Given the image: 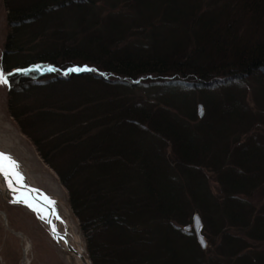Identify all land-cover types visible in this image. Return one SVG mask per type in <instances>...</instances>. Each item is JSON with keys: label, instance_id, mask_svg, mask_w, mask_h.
I'll use <instances>...</instances> for the list:
<instances>
[{"label": "trees", "instance_id": "obj_1", "mask_svg": "<svg viewBox=\"0 0 264 264\" xmlns=\"http://www.w3.org/2000/svg\"><path fill=\"white\" fill-rule=\"evenodd\" d=\"M94 2L4 0L7 56L38 19L64 27L59 13L85 10L79 33L57 31L49 54L8 72V110L67 189L91 263L264 264V204L250 202L264 200V0H131L126 14L103 19ZM168 3L173 12L163 13ZM70 68L91 71L65 75ZM45 84L77 86L71 98L83 105H20L16 85ZM178 90L182 100L205 94L204 119L177 103ZM42 127L47 136L32 132ZM196 210L219 259L207 262L181 228Z\"/></svg>", "mask_w": 264, "mask_h": 264}, {"label": "rangeland", "instance_id": "obj_2", "mask_svg": "<svg viewBox=\"0 0 264 264\" xmlns=\"http://www.w3.org/2000/svg\"><path fill=\"white\" fill-rule=\"evenodd\" d=\"M116 1H119L122 4L118 3V6H112V4H115ZM125 1H129L130 3H126ZM145 1L146 0H138L139 3H144ZM94 3L97 14H100L101 19H103L106 18L109 13L121 15L125 12L126 14V7L128 8V6L131 5V0H95ZM132 3L135 4L137 1H133ZM170 4L171 3H168L166 7H163V13L169 14L173 12V5ZM130 11H132V9ZM78 12L79 14H77ZM83 13H85L84 8H80L79 10L74 9L71 12L64 11L59 13L58 19L60 20V24H65L64 27L55 21L49 22L47 19H38V21L31 24V26L27 29L20 32V36H18L20 50L18 48V52L8 54L7 56L5 49L6 42L11 34V27L8 23V10L5 6L4 0H0V69H2L6 74L11 72V70L14 73L17 72L15 69L18 67L20 68L27 64L34 63L35 59L38 58L40 54H49L47 40H49L54 33H59L57 31H65L66 33L74 34L75 32L79 33L81 31L80 22L83 20ZM88 18L89 21L85 28L90 30V23L92 19H90V17ZM53 19L56 18L53 17L51 20ZM103 32V30L98 31L99 34H102ZM60 61L63 62V60ZM81 63L85 62L74 61L68 64L79 65ZM5 65H7L9 69H6V67L4 68ZM47 85H39L37 87L31 85L21 89L18 85H16L15 87H17L20 91V93H18L19 97L17 98L18 102L21 103V106H28L29 108L31 106L34 107L32 109H39L40 107L45 108L46 106L51 105L54 97H57L61 101L62 105H71L70 107H76L77 103L74 104L76 99L73 100L71 98L73 97L71 94L78 90L77 86H74L73 84L64 86L61 84H51L52 86L50 84ZM9 90V84L0 85V140L6 144V146L3 145L5 148L0 147L2 150L10 151L11 155L14 156L17 161L29 171V173L35 178V183L39 191L49 198L54 199L56 197L67 205L73 214L79 233L84 240L87 252L86 239L81 230L79 220L76 218L69 205L67 189L61 184L54 169L44 162L33 141L23 132L15 118L9 113ZM159 90L162 91L161 89ZM154 91L157 92V89H153L147 93L139 92L137 97H143L145 99L146 97H150V95L152 97ZM186 96V92L178 90L177 103H181L182 106L187 104L192 108L195 105L196 112L198 114L199 106L201 105L203 107V111L202 116L200 117L199 115L198 121L204 119L206 116V108L202 104L201 100L206 98L205 94L195 91L194 93H189L187 100H182ZM249 99H251L250 102L252 104L255 103L253 102L254 99L252 98L251 92L249 93ZM82 103L83 102L81 101L80 104H77L78 107H81L83 105ZM261 130L264 134V127L261 128ZM48 131L49 129L47 130V127H42L40 130L32 129V132H36L38 137L47 136ZM245 138L246 136H241L240 139L244 140ZM7 146L9 148H6ZM170 152L171 150L166 147L165 153L168 157H171ZM204 173L206 174L205 176L207 178L208 189L210 188L211 195L214 197L218 196L220 193V187L217 183L216 176L211 172V170H206ZM250 202L256 208L264 204V200L261 198L260 193L255 194ZM2 213H4L5 217H3ZM195 214H198L202 220L200 211L196 210L195 213L188 219V223L182 225L181 227L183 231L194 235L195 233L193 229L191 231H187L185 228L187 226L193 227V216ZM39 216L40 214H36L21 204L5 200L0 194V264H23L24 250L28 247V245L30 248L27 258L29 259L30 264H67L65 255L51 240L48 230ZM206 225H208V223ZM19 233L22 234L23 237H20ZM203 235L207 242V247L205 250H201L204 253L206 261L210 262L211 260L219 259L218 257L216 258V246L213 245L214 242H216L214 232L211 231L210 228L208 231L203 229ZM215 262L218 264H226L224 261Z\"/></svg>", "mask_w": 264, "mask_h": 264}, {"label": "bare ground", "instance_id": "obj_3", "mask_svg": "<svg viewBox=\"0 0 264 264\" xmlns=\"http://www.w3.org/2000/svg\"><path fill=\"white\" fill-rule=\"evenodd\" d=\"M3 145L6 146V144L0 140V146L5 148ZM1 147L0 152H3L6 156H10L13 160H15L19 165L18 171L22 174V179H20V177H15L14 172L16 170L14 169L13 174L9 175V180L12 181L14 190H10L4 178L0 177L1 196H3V198L9 202L17 200V202L14 203L24 206L30 205L31 207H27L32 211H37L36 213L40 214L39 217L48 231L49 229H56L54 232L55 237L53 236L51 240L65 255L67 264H89L85 243L81 234L79 233L71 210L62 200L56 197L54 199L50 198V201L47 200L45 195L38 190L35 183V178L29 173V171L23 165H21L14 156L11 155L10 151L2 150ZM6 148L9 147L7 146ZM5 163L7 166L8 162L6 161ZM18 180L19 182H17ZM27 189H31L33 192L37 191L39 194H34L31 197L26 193L20 192L21 190ZM20 200L23 202H20ZM36 201H40V203L51 206L54 215H49L48 210H46L44 207H40ZM51 201H54L55 203H51ZM2 214L3 217H5L4 213ZM20 237H23L22 234H20ZM29 248L30 246L28 245V247H26L24 250L23 264H30L29 259L27 258Z\"/></svg>", "mask_w": 264, "mask_h": 264}, {"label": "snow or ice", "instance_id": "obj_4", "mask_svg": "<svg viewBox=\"0 0 264 264\" xmlns=\"http://www.w3.org/2000/svg\"><path fill=\"white\" fill-rule=\"evenodd\" d=\"M37 71H39V69H36ZM49 72H53L56 71V69L49 67L47 69ZM23 72L24 74H27L28 70H18ZM81 71H91V69H87V68H70L67 70V72H65V75L68 74V72H81ZM9 84L8 81V74H6L2 69H0V85H7ZM7 166H6V163ZM16 170L14 172L15 177H20V179H22V174L18 171L19 169V165L17 164V162L15 160H13L10 156H6L3 152H0V177H3L5 182L8 184V187L10 190H14L13 189V185H12V181L9 180V175L13 174V170ZM19 182V180L17 181ZM13 202H17V200H14ZM20 202H23L22 200H20ZM51 203H55L54 201H51ZM29 207H31L30 205H27ZM56 229L53 228V232H55Z\"/></svg>", "mask_w": 264, "mask_h": 264}, {"label": "water", "instance_id": "obj_5", "mask_svg": "<svg viewBox=\"0 0 264 264\" xmlns=\"http://www.w3.org/2000/svg\"><path fill=\"white\" fill-rule=\"evenodd\" d=\"M202 111H203V107L200 105L199 106V115H200V117L202 116ZM20 192L26 193V194L30 195L31 197L34 194L35 195L39 194L37 191L33 192V190H31V189H29V190L28 189L27 190H21ZM46 199L50 201V199L48 197H46ZM33 200H35V199H33ZM36 203L38 205L46 208V210H48V212H49V215H51V216L54 215L51 206L45 205L44 203H40V201H36ZM192 229L194 230V233H195V236H196V240H197L200 248L202 250H205L206 247H207V242H206L205 237L203 235L204 225H203V222H202V220H201V218H200V216L198 214H195L193 216V227L192 226H187L185 228V230H187V231H191ZM48 233H49V236L51 237V239H52L53 236L55 237V234H54L53 230L49 229ZM87 258H88L89 264H92L88 255H87Z\"/></svg>", "mask_w": 264, "mask_h": 264}]
</instances>
